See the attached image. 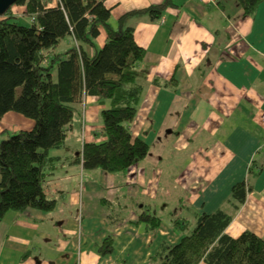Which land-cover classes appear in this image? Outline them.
I'll return each instance as SVG.
<instances>
[{
  "label": "crops",
  "instance_id": "1",
  "mask_svg": "<svg viewBox=\"0 0 264 264\" xmlns=\"http://www.w3.org/2000/svg\"><path fill=\"white\" fill-rule=\"evenodd\" d=\"M162 2L105 0V6L117 25L124 14ZM174 4L160 21L147 16L127 21L135 43L145 50L137 67L143 74L142 98L129 129L149 146L148 156L126 173L83 170L77 156L83 143L102 140L100 111L106 108L85 96L77 105L80 113L87 110L82 130L81 115L65 147L51 152L63 160L44 186L45 196L56 201L54 211L8 212L0 221V264H149L162 243L179 241L172 218L218 209L233 216L229 235L248 230L264 238V169L236 212L227 204L251 162L263 160L264 1L253 17L243 16L236 0ZM105 41L101 32L98 47ZM33 125L7 113L0 119V138L7 128ZM107 202L122 221H107ZM146 209L161 218L154 232L135 224ZM108 236L113 252L100 258L97 247Z\"/></svg>",
  "mask_w": 264,
  "mask_h": 264
},
{
  "label": "trees",
  "instance_id": "2",
  "mask_svg": "<svg viewBox=\"0 0 264 264\" xmlns=\"http://www.w3.org/2000/svg\"><path fill=\"white\" fill-rule=\"evenodd\" d=\"M236 1L243 16L253 17L264 0ZM174 5V0H163L124 14L117 25L110 22L105 0H17L0 16V119L14 112L34 123L30 130L0 140V221L8 212L54 211L56 201L45 196L44 186L63 160L51 152L65 147L68 133L79 124L77 118L83 119L77 105L85 96L96 97L106 108L100 111L102 140L83 143L77 156L83 170L126 173L148 156L149 146L129 129L142 98L143 74L137 67L145 50L135 43L127 21L141 16L160 21ZM15 7L24 17H33L30 25L19 23ZM101 32L106 41L99 48L96 39ZM65 40L69 43L63 45ZM262 151L263 160L252 161L245 180L231 188L227 204L233 212L253 192L264 169V147ZM105 205L110 224L123 220L114 215L115 205ZM232 219L223 209L194 214L193 219L172 218L171 229L180 239L162 243L149 264H264V238L248 230L229 235L226 229ZM135 224L154 232L161 218L146 209ZM112 252L108 236L97 254L102 258Z\"/></svg>",
  "mask_w": 264,
  "mask_h": 264
},
{
  "label": "rangeland",
  "instance_id": "3",
  "mask_svg": "<svg viewBox=\"0 0 264 264\" xmlns=\"http://www.w3.org/2000/svg\"><path fill=\"white\" fill-rule=\"evenodd\" d=\"M14 13H15V11H14ZM19 21V23L20 24H22V25H30V23H31V21H30V18L28 17V16H25V17H23V18H21L20 20H18ZM20 91H21V88H17L16 89V92H15V94H16V96H18L19 95V93H20ZM84 115H83V119L81 120V122H83L84 123V121H85V119H86V116H87V110L85 109L84 110ZM80 122V123H81ZM8 130H6V131H4L3 132V134L1 135V138H0V140L1 139H3V138H5L8 134L9 135H11V133L12 132H14V131H19L20 129H17V130H12V129H10V128H7ZM81 130H82V127H81ZM79 133H80V131H79ZM182 161H184V159H182ZM58 191V190H57ZM56 191V192H57ZM55 192V193H56ZM80 203H81V201H80ZM85 206V205H84ZM109 212L110 211H108V214H109ZM85 214V207H84V209H83V211H82V215H84ZM177 217V216H176ZM185 219H189L188 217H185ZM191 219H193V218H191Z\"/></svg>",
  "mask_w": 264,
  "mask_h": 264
},
{
  "label": "water",
  "instance_id": "4",
  "mask_svg": "<svg viewBox=\"0 0 264 264\" xmlns=\"http://www.w3.org/2000/svg\"><path fill=\"white\" fill-rule=\"evenodd\" d=\"M17 0H0V16L6 13V11L15 4Z\"/></svg>",
  "mask_w": 264,
  "mask_h": 264
},
{
  "label": "bare ground",
  "instance_id": "5",
  "mask_svg": "<svg viewBox=\"0 0 264 264\" xmlns=\"http://www.w3.org/2000/svg\"><path fill=\"white\" fill-rule=\"evenodd\" d=\"M4 15V14H3ZM2 16V15H1ZM15 16L18 18V20H20L21 18H23L24 16L21 14V11H17L15 12ZM30 18V21H33V17H29ZM24 117V116H23Z\"/></svg>",
  "mask_w": 264,
  "mask_h": 264
},
{
  "label": "built area",
  "instance_id": "6",
  "mask_svg": "<svg viewBox=\"0 0 264 264\" xmlns=\"http://www.w3.org/2000/svg\"><path fill=\"white\" fill-rule=\"evenodd\" d=\"M84 110H85V108L83 107V115H84V113H85ZM262 119L264 120V114H262ZM83 125H84V124L82 123V128H83Z\"/></svg>",
  "mask_w": 264,
  "mask_h": 264
}]
</instances>
